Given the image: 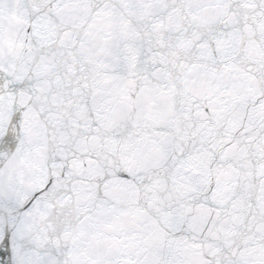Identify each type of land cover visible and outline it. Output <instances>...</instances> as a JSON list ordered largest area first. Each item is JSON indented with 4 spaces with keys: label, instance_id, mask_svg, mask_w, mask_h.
<instances>
[{
    "label": "snow or ice",
    "instance_id": "6c2138e0",
    "mask_svg": "<svg viewBox=\"0 0 264 264\" xmlns=\"http://www.w3.org/2000/svg\"><path fill=\"white\" fill-rule=\"evenodd\" d=\"M0 264H264V0H0Z\"/></svg>",
    "mask_w": 264,
    "mask_h": 264
}]
</instances>
